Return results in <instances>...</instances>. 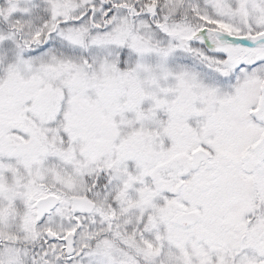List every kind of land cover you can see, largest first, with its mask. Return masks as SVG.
Segmentation results:
<instances>
[{
	"label": "snow or ice",
	"instance_id": "snow-or-ice-1",
	"mask_svg": "<svg viewBox=\"0 0 264 264\" xmlns=\"http://www.w3.org/2000/svg\"><path fill=\"white\" fill-rule=\"evenodd\" d=\"M0 264H264V0H0Z\"/></svg>",
	"mask_w": 264,
	"mask_h": 264
}]
</instances>
